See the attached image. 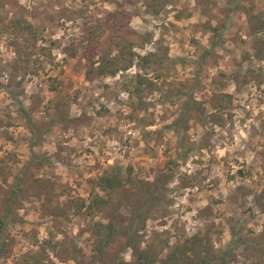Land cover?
<instances>
[{"label":"rangeland","instance_id":"rangeland-1","mask_svg":"<svg viewBox=\"0 0 264 264\" xmlns=\"http://www.w3.org/2000/svg\"><path fill=\"white\" fill-rule=\"evenodd\" d=\"M115 12L127 29L97 27ZM247 12L264 19V0H174L158 16L145 0H0V264H137L125 235L91 260L107 220L81 206L90 180L115 169L130 183L112 204L125 224L140 216L137 245L154 264H177L195 237L228 251L216 264H264V57ZM14 18L37 28V48L7 29ZM89 30L96 62L130 40L141 56L167 54L146 75L156 87L135 94L137 58L89 74Z\"/></svg>","mask_w":264,"mask_h":264},{"label":"trees","instance_id":"trees-1","mask_svg":"<svg viewBox=\"0 0 264 264\" xmlns=\"http://www.w3.org/2000/svg\"><path fill=\"white\" fill-rule=\"evenodd\" d=\"M116 1V0H115ZM174 0H145V8L148 13L156 16L160 15L169 5H173ZM248 16L249 27L251 34L255 37L254 50L259 59L264 57V39L258 37V34L264 32V19L261 16L246 13ZM128 16L127 12H115L109 15L105 24H101L97 27L107 26L111 31H122L127 29L129 22L125 21ZM8 30H12L14 34H23L26 36V42L30 44V47L37 48L39 42V35L37 28L29 23L25 18H14L6 26ZM207 29L219 35L220 31L217 28L209 26ZM96 30H89L87 34V40L84 42L86 46L85 51L93 50L92 56V68L89 70V74L96 77H112L116 76L119 72L127 71L135 64L136 58L138 59L137 67L144 76L137 77V85L135 87V94L140 96L145 88L154 89L156 86L152 83L146 75L151 72L158 73L164 69L165 63L168 61L167 54L150 53L145 56L137 54L134 50L138 46V43L129 41L126 44L119 43L117 45V55H114L109 51H104L101 54L98 61L95 58L98 56L97 44H94L93 35ZM144 47L145 44L153 40L152 35L142 36ZM139 47V46H138ZM72 58L77 56L76 50H72L69 54ZM226 97V96H225ZM231 103L232 97H229ZM3 122L0 121V128H2ZM130 183L129 178L126 180L122 177L120 170H113L107 172L97 179H91L90 185L92 191L90 196L92 201L87 205L82 204L81 209H86L88 214L94 215L100 213L104 216L107 222L98 223L94 230L95 244L93 247V255L91 260L93 263H103L104 257L108 248L118 235H125L127 239L126 247L131 249L135 256H137V264H154L155 260L145 251L139 250L137 245V232L134 231L135 221L139 222L140 216L136 215L135 211H132V221L129 224H125L120 220V210L122 205H113L112 201L114 197H119L124 191L127 190V184ZM101 192L103 195L97 193ZM135 215V216H134ZM6 222L4 218L0 217V260L5 256L6 240L2 237V232L5 229ZM144 227V226H143ZM134 231V232H131ZM206 243L204 240L195 237L189 241V245L182 251L181 256L173 259L174 263L179 264H216L229 263L230 258L228 251H225L221 257H217L213 252L207 251ZM181 252V251H180ZM188 253L191 257L187 256ZM112 264H126L124 262L113 261Z\"/></svg>","mask_w":264,"mask_h":264}]
</instances>
